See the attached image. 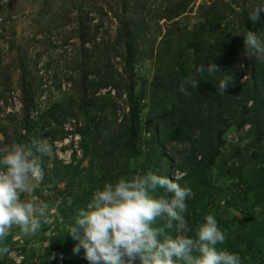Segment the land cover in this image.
<instances>
[{"label": "trees", "instance_id": "16d2710c", "mask_svg": "<svg viewBox=\"0 0 264 264\" xmlns=\"http://www.w3.org/2000/svg\"><path fill=\"white\" fill-rule=\"evenodd\" d=\"M51 1L44 0L37 14L39 29L30 37H20L15 32L7 36L15 11L11 8L12 0H0V47L10 57H0V104L7 100L14 74L18 73L22 105L18 142L31 144L33 139L41 142L48 138L47 153H35L44 171L41 181L66 183L73 204L62 213L71 225L75 223L77 210L86 207L94 191L105 182H115L123 176H142L149 171L172 179L177 170L183 172L178 182L194 193L186 201L185 213L189 228L186 235L191 237L211 212L209 206L217 191L214 170L230 177L232 184L243 186L246 193H254L255 204L264 206V57L242 59V34L251 30L264 41V10L258 20L249 18L264 0H203L198 4L197 0H118V10L110 8L116 22L114 35L104 34L103 18L96 20L90 15L93 11L107 15L104 7L93 0L88 11V0H66L70 9L57 5L47 16V4ZM196 5L199 22L193 28L181 24V19L192 13ZM54 32L63 36L64 43L76 40L77 56L69 69L77 99L71 98L66 104L54 102L41 109L38 96L46 80L40 72L42 68L49 72L53 62L42 63L45 51H37L35 46L44 45ZM158 40L163 43L160 45L163 54L169 56V72L153 78L148 94L146 88L137 91L134 65L159 54ZM210 62L220 68L215 76L197 72L200 64L206 70ZM225 75L233 76V83L221 95L217 86ZM57 76L54 75L55 81ZM188 76L200 82L198 89L189 88L190 95H185L180 84ZM58 88L61 89L60 84ZM147 98L149 105L144 116ZM69 118L84 121L78 129L84 155L88 157L91 148L102 151L98 186L84 195L72 192L74 185L86 182L79 173L82 162L75 163L77 151H73L71 162L56 159L52 168L44 169L56 149L57 135L60 134L59 139L68 135L60 132ZM143 120L151 134L146 142V160L141 169L130 172L128 160L139 156ZM233 123L246 129L248 140L244 144L236 141L227 145L224 133ZM8 130L9 126L0 124L5 139L9 138ZM178 145L182 150L172 152ZM156 195L172 194L158 187ZM157 223L165 225L164 220ZM223 225L220 228L226 234V242L218 247L238 253L242 260L264 239V222L257 219L237 226L230 233L224 229L227 225ZM166 231L175 237V223ZM60 239L58 251L66 256L72 254L77 241L67 232ZM78 255L89 264L82 248ZM24 259V264H28L27 255Z\"/></svg>", "mask_w": 264, "mask_h": 264}, {"label": "clouds", "instance_id": "9594fccd", "mask_svg": "<svg viewBox=\"0 0 264 264\" xmlns=\"http://www.w3.org/2000/svg\"><path fill=\"white\" fill-rule=\"evenodd\" d=\"M262 10L264 2L252 10L249 18L258 20ZM242 35V59L264 57V41L257 33L248 30ZM219 69L210 62L206 70L200 64L197 72L215 76ZM199 82L196 77H185L180 91L190 95L188 89H198ZM232 83L233 76L220 78L218 94H224ZM47 151L48 145L36 139L31 144L0 147V242L14 227L28 236L50 223L46 202L21 198L34 190L35 181L43 178L44 171L35 153ZM174 176L172 179L149 171L142 176L105 182L94 191L86 207L77 210L75 223L67 232L77 241L73 252L79 254L82 248L89 264H242L238 253L218 247L226 242V234L213 214L206 215L194 237L184 234L189 231L186 201L194 193L178 182L182 179L179 172ZM158 187L172 195L157 196ZM72 203L69 198L68 204ZM160 220L165 221L164 226H158ZM174 223L178 233L175 237L166 231ZM5 254H10V249L0 243V256Z\"/></svg>", "mask_w": 264, "mask_h": 264}, {"label": "rangeland", "instance_id": "374dc122", "mask_svg": "<svg viewBox=\"0 0 264 264\" xmlns=\"http://www.w3.org/2000/svg\"><path fill=\"white\" fill-rule=\"evenodd\" d=\"M159 1V0H158ZM157 1V2H158ZM203 0H197V4ZM44 0H12V10L14 12V21H10L6 34L7 36L15 32L17 36L30 37L36 30L39 29V17L37 14L43 5ZM90 7L87 6V11L91 9L92 1L88 0ZM96 5L104 7L107 15H101L96 11L90 13L96 20L103 18L105 24L103 32L110 35H114L116 30V22L112 18L111 9L114 11L118 10V0H93ZM62 6L65 9H70V2L66 0H52L47 6L49 9L46 10L47 16L54 12L56 6ZM95 5V6H96ZM196 7H194L192 13H188L184 16L180 23L189 25L193 28L196 23L199 22L198 14L196 13ZM37 18V19H36ZM237 30H240V26L236 25ZM43 35H39L38 38H42ZM45 44L35 46V49L42 50L43 62L51 60L53 62L49 72H46L42 68L40 74L44 76L46 80L45 84L41 88V95L38 96V102L42 106L41 109H45L51 105V103L58 102L66 104L70 102L71 98L77 99L72 89V81L70 74L72 70L69 69L71 62L76 59L77 44L76 40L67 44L64 43L62 35L52 33L46 38ZM44 40V39H41ZM51 42L49 45L47 43ZM159 40L157 42L156 49L158 48V55L147 57V59L135 63L134 73L136 74V90L140 91L142 88H146L147 94L150 88L149 84L155 76H165L168 74V67L170 65L169 56L163 54V49H160ZM9 57L6 54V49L0 47V57ZM119 60V59H118ZM117 59L116 61L119 62ZM40 64V66L42 65ZM242 66V65H241ZM116 67L119 72L122 73L120 64L117 63ZM243 69V67H241ZM58 74V79L54 80V75ZM245 78V77H244ZM14 83L12 91L7 93V100L0 104V124L9 126L8 139L0 132V147L9 146L12 143H19L17 139V130L20 128L21 118V94L19 92V74H14ZM147 80V82L143 81ZM60 84L61 89L58 88ZM107 90H103L105 93ZM112 95H115V91H112ZM124 103V102H123ZM145 111L144 116L147 112L149 105L148 98L145 100ZM84 122L83 120H81ZM143 133L141 141L139 140V156L128 160V168L131 172L134 168L141 169L144 161L146 160V142L150 138L151 134L146 126V121L143 120ZM82 122H79L77 118H69L63 124V130L61 134L68 133L64 139H59L57 135L55 139L56 149L52 151L50 159L46 160L44 169L52 168V165L61 161L63 163H69L72 161L73 151H77V161L75 163L82 162L81 169L79 170L85 178L86 182L82 185H74L72 189L73 193L85 194L93 190L98 186V177L101 172V149H90V155L87 157L84 155L83 148L81 147V138L78 133V129L81 127ZM246 129L238 128L234 123L231 124L224 133V138L228 143L238 141L243 144L247 142L248 138L245 133ZM8 140V142H7ZM48 138L44 137L42 143H47ZM181 145L176 146L174 151L182 150ZM49 148V147H48ZM171 151V147L169 149ZM97 154V155H96ZM96 155V156H94ZM74 163V164H75ZM181 175L183 172L177 170ZM213 181L217 186V191L212 198V204H210V214H213L218 221L219 226L224 228L227 233L235 231L237 226L249 224L254 220L258 222H264V206L256 205V195L254 193L245 192L243 186H237L232 184L231 178L228 176H221V171L214 170ZM127 177V176H123ZM36 187L31 193L23 194L22 199L27 201H43L48 204V219L50 223L43 224L42 228L34 235H24L19 228H13L11 233L6 239L0 243L6 245L10 249V254L0 256V264H24V258L27 255L29 261L28 264H58L59 261L62 264H88L82 257L76 253L69 254L66 256L63 252H59L61 237L68 232L72 226L69 223V219L63 216V211H67L71 208L72 204H68L69 195L68 189L65 182H50L35 181ZM72 199V198H71ZM212 206V208H211ZM178 234V233H177ZM185 235L187 233H184ZM264 252V239L260 240L259 243L248 253L247 257L242 260V264H261ZM26 253V255H24Z\"/></svg>", "mask_w": 264, "mask_h": 264}, {"label": "built area", "instance_id": "2783aa9c", "mask_svg": "<svg viewBox=\"0 0 264 264\" xmlns=\"http://www.w3.org/2000/svg\"><path fill=\"white\" fill-rule=\"evenodd\" d=\"M182 175H183V174H182ZM182 175H181V176H182ZM58 264H62V262H61V261H59V262H58Z\"/></svg>", "mask_w": 264, "mask_h": 264}]
</instances>
